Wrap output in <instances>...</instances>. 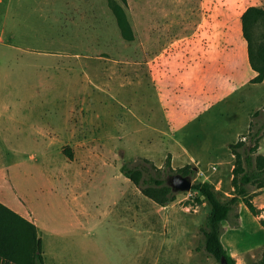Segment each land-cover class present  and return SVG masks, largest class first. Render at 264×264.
I'll return each mask as SVG.
<instances>
[{
  "label": "rangeland",
  "instance_id": "1",
  "mask_svg": "<svg viewBox=\"0 0 264 264\" xmlns=\"http://www.w3.org/2000/svg\"><path fill=\"white\" fill-rule=\"evenodd\" d=\"M114 1L127 15L132 40L123 37L110 0H0V100L9 104L2 122L14 118L11 140L36 159L15 167L10 184L43 226L44 264H220L203 246L210 212L203 196L175 192L174 201L160 205L122 167L144 165L154 175L164 168L168 183L189 165L193 184L210 182L221 199L231 198V145L243 140L240 150L247 152L258 140L252 156L264 154L262 108L251 109L250 130L236 141L230 134L215 155L210 136L218 124L205 126L206 120L221 108L235 112L223 107L235 106L236 95L219 100L230 84L220 87L188 122L191 133L205 129L192 137L195 164L178 154L173 159L174 125L163 119L157 90L178 89L169 74L199 59L227 13L264 8V0ZM172 101L176 112L191 97L183 92L168 98L169 106ZM248 187L260 214L240 198L222 225L223 245L236 264H257L264 253V187ZM1 223H7L2 216Z\"/></svg>",
  "mask_w": 264,
  "mask_h": 264
},
{
  "label": "crops",
  "instance_id": "2",
  "mask_svg": "<svg viewBox=\"0 0 264 264\" xmlns=\"http://www.w3.org/2000/svg\"><path fill=\"white\" fill-rule=\"evenodd\" d=\"M226 15L223 18L226 21L225 25L219 28L220 32H212L213 37H215L214 42L205 51L202 50L200 52L199 59L188 60L183 66H178L176 72L169 74V77H175V82L178 83V89L174 93H171V90L168 89L167 94H161L157 90L158 95L164 102V105L160 106L163 108L160 110L163 114V119L166 117L168 122L174 125V129L170 131L172 132L170 135H173L175 138L173 159L178 154L186 158L187 162L195 164L199 162V156L195 155L192 151L193 144L191 143L193 142L191 141L195 134L203 132L205 129H203L202 124L199 129L191 133L189 132L191 130L188 129L190 127L188 126V122L199 118L200 104L211 100V95L213 96L215 92H218L221 89L220 87H225L226 84H230V91L221 95L222 97L219 100H228L236 95L233 98L235 106L223 107L230 108L227 110H235V112L230 114L221 108L216 116L213 115L211 119L207 118L206 120L205 126L212 124L214 127L218 124L214 133L213 130L209 131L213 133L210 136V138L212 137V141H214L211 150H213L215 155L219 154L218 150L224 147L225 141L231 140L228 137L230 134H234L236 141L238 136L243 134L245 130H250L253 121L251 109L262 108L261 110L264 111V77L261 82L255 83L252 81L258 73L253 70L249 62L248 44L242 32V14L227 13ZM239 33H241V36ZM238 37H242L243 40L242 38L236 40ZM194 50V47H190L191 52ZM154 75L159 79L162 74L157 70ZM6 90L10 91L11 89L7 87ZM183 92L191 97V102H189L188 106H183L182 110L170 112V109L173 108V101L171 102L172 106H169L168 104L170 102H168V98L172 99L174 95ZM158 95L157 99L159 97ZM247 105L250 109L244 112L237 111L241 106ZM179 106L176 104V108H179ZM5 109H9V104L0 100V202L35 223L38 229V235L42 239L41 233L43 232V226L41 228L36 218L22 205L16 196L14 186L10 184L11 177H14L15 167L27 160L31 161L36 159H33L31 153L26 156V152L20 151L22 147L17 146L11 140L14 135V129L9 124L10 122H14V118L7 116L5 123H3L2 117L4 116ZM196 111L198 113L193 114ZM262 116L264 117V114ZM257 117H260V115ZM197 147L198 145L194 146V148ZM5 191H9L6 192L7 195H12L16 201H10L4 198Z\"/></svg>",
  "mask_w": 264,
  "mask_h": 264
},
{
  "label": "trees",
  "instance_id": "3",
  "mask_svg": "<svg viewBox=\"0 0 264 264\" xmlns=\"http://www.w3.org/2000/svg\"><path fill=\"white\" fill-rule=\"evenodd\" d=\"M121 1L126 2V0ZM110 5L123 37L132 40L133 32L122 5L114 0H110ZM241 23L243 36L248 44L250 65L258 73L252 81L261 82L264 77V8L249 6L241 16ZM244 145L243 140L231 145L235 157L232 170L233 190L231 198L221 199L213 185L207 181H196L192 186V190L203 196L210 205L206 224L202 228L203 246L220 264H222V259H224L225 264H236L235 259L224 247L221 235L223 221L229 219L239 199H242L253 215H258L261 211L254 204L248 186L264 187V154L257 153L252 156L258 149V140L247 152L240 150ZM166 166L173 170L170 157L167 158ZM156 170L158 174L154 175L144 165L134 168L122 167V173L144 195L160 205H166L176 199V193L162 176L165 169L156 168ZM177 172L191 175L194 173V169L186 165L179 168ZM1 216L7 223H1ZM261 224L264 226V218L261 219ZM0 264H44L43 243L35 223L24 218L2 202H0ZM257 264H264V253Z\"/></svg>",
  "mask_w": 264,
  "mask_h": 264
},
{
  "label": "water",
  "instance_id": "4",
  "mask_svg": "<svg viewBox=\"0 0 264 264\" xmlns=\"http://www.w3.org/2000/svg\"><path fill=\"white\" fill-rule=\"evenodd\" d=\"M168 184L174 192H187L192 189L193 181L190 175L176 173L170 176ZM222 264H225L224 259H222Z\"/></svg>",
  "mask_w": 264,
  "mask_h": 264
}]
</instances>
